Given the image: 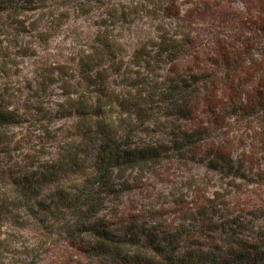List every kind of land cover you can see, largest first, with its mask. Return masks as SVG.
Listing matches in <instances>:
<instances>
[{
    "label": "trees",
    "instance_id": "trees-1",
    "mask_svg": "<svg viewBox=\"0 0 264 264\" xmlns=\"http://www.w3.org/2000/svg\"><path fill=\"white\" fill-rule=\"evenodd\" d=\"M56 1L0 0V27L6 28L7 22L11 29L17 27L14 43L25 50L21 55L27 56L31 50L25 46L29 43L25 36L44 40L54 31V20L67 19L75 12L52 9L49 4ZM112 6L105 15L110 24L99 32L98 45L78 62H70L76 68L48 57L41 73L34 72L37 88L33 93H46L44 84L58 79L65 97L58 112L79 119L85 136L102 144L91 162L87 182L62 195L52 210L58 216L63 207L74 209L81 223L90 224H61L56 230L68 236L70 247L80 252L85 249V257L93 264H264V228L243 235L248 226L242 216H233L230 200L234 184L245 181L250 172L245 168L264 159L260 155L264 152V1L255 12L249 8V16L241 20L244 38L203 49L206 46L197 35L184 33L183 17L172 0L160 9L165 19L151 43L130 54L133 66H129L139 72L127 78L123 90L108 87V72L116 64L117 73L125 69L127 54L118 45L116 31L119 23L135 14L128 7ZM7 43L0 42V70L6 66L4 58L10 57ZM37 49L33 50L37 53ZM108 60L113 65L104 67L102 63ZM82 82L87 83L86 88ZM116 103L121 109L119 118H108L107 108ZM21 121L17 108L0 104V144L12 140L5 131ZM175 162L199 164L221 176L222 182L232 179L212 192L209 180L201 177L185 186L190 194L182 193L176 205L179 212L198 217L194 233L178 229L173 239L156 243L159 238L150 235V248H146L132 230L119 238L113 235L111 224H92L95 214L102 211L103 197L119 192L113 182L116 175L125 177L129 170L144 172ZM242 206L239 213L247 215V203ZM85 225L95 240L89 248L77 244ZM219 231L229 234L223 241L226 257L214 254L223 250L222 240L217 242L215 236ZM186 235L194 240L195 248L181 253ZM133 247L139 252L124 254ZM143 248L148 253L143 255Z\"/></svg>",
    "mask_w": 264,
    "mask_h": 264
},
{
    "label": "rangeland",
    "instance_id": "rangeland-1",
    "mask_svg": "<svg viewBox=\"0 0 264 264\" xmlns=\"http://www.w3.org/2000/svg\"><path fill=\"white\" fill-rule=\"evenodd\" d=\"M171 1L57 0L49 4L52 9H75V12L69 19L54 20L55 29L44 40L25 36V42H29L25 46L31 48L27 50V56L21 55L25 50L14 43L17 27L11 29L10 22L6 23L8 28L0 27V42L8 40L10 53V57L4 58L5 68L0 70V104H11L22 116L21 123L5 131L12 136V140L0 144V264H93L85 257V249L80 252L70 247L68 236L56 230L61 224L90 223H81L74 209L63 207L58 216L52 210L62 195L75 192L74 188L87 182L91 162L102 144L85 136L79 119L64 117L58 112L59 105L65 100L58 79L44 84L46 93H33L37 88L34 72L41 73L39 69L45 68L48 57L60 64L69 63V68H76L70 62H78L98 45L99 32L110 24L105 15L113 9L114 4L118 9L128 7L130 13L135 14L130 15L126 23H119L116 31L118 45L123 46L128 65H123L125 69L120 73L115 70L118 64L108 72V87L111 90L126 89L127 78L139 72L129 66L133 63L130 54L136 48L151 43L162 26L161 20L165 19L160 9ZM175 1L183 17L180 25L186 28L184 33L197 35L202 46H206L203 49H206L214 47L217 42L244 38L246 32L242 29L241 20L249 16V8L255 12L264 0ZM5 33L8 36H4ZM9 40L13 43H9ZM37 47L36 53L33 49ZM111 63L108 60L102 64L106 67ZM186 64L188 61L183 62V70ZM86 86L87 83L82 82V87ZM118 106L116 103L107 108L108 118H119L121 109ZM245 169L250 172L245 181L236 183L237 187L234 184V194L230 200L235 209L232 214L243 217L242 222L248 228L242 234L248 236L251 235L249 230L264 228V159H259ZM51 173L54 175L50 176ZM195 177L209 180L210 186H213L211 192L221 184L232 182V179L222 182L221 176L194 163L175 162L156 169L145 168L144 172L130 173L129 170L125 177L116 175L113 178L119 192L103 197L102 211L97 212L91 222L111 224L113 235L119 238L132 230L146 244V248H150V235L159 238L155 239L156 243L158 240L171 239L178 229L184 228L186 232L194 233L193 226H197L198 217L179 212L176 204L180 202L182 193L190 194L185 186ZM132 186H140V189ZM223 186L226 188V185ZM246 203L247 215L239 213ZM215 236L217 242L222 240L223 248L222 251L214 252L215 256L226 257L223 241L229 234L219 231ZM182 238L179 252L195 248L192 246L194 240L188 235ZM77 244L83 248L95 244L88 225L82 227ZM133 248L124 254L134 256L139 251ZM146 248L141 249L143 255L148 253Z\"/></svg>",
    "mask_w": 264,
    "mask_h": 264
}]
</instances>
